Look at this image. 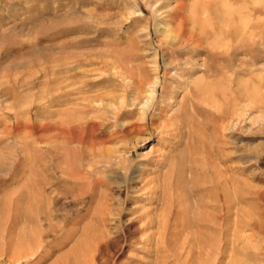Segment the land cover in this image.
I'll use <instances>...</instances> for the list:
<instances>
[{
  "label": "rangeland",
  "instance_id": "obj_1",
  "mask_svg": "<svg viewBox=\"0 0 264 264\" xmlns=\"http://www.w3.org/2000/svg\"><path fill=\"white\" fill-rule=\"evenodd\" d=\"M177 1L0 0V264H264V0Z\"/></svg>",
  "mask_w": 264,
  "mask_h": 264
},
{
  "label": "bare ground",
  "instance_id": "obj_2",
  "mask_svg": "<svg viewBox=\"0 0 264 264\" xmlns=\"http://www.w3.org/2000/svg\"><path fill=\"white\" fill-rule=\"evenodd\" d=\"M214 1V0H213ZM212 1L211 0H198V1H196V0H194L193 2H190V1H188V0H178L176 3H169L168 4V6H170L171 8H175V7H182V6H186V5H190V6H196V5H199V6H202V5H204V6H208L210 3H211ZM216 2V1H215ZM222 3V2H221ZM221 3H220V5H221ZM214 6H215V3H214ZM222 6V5H221ZM213 7V6H212ZM155 8V7H154ZM205 8V7H204ZM208 7H206V9H207ZM210 8H211V6H210ZM209 8V9H210ZM195 11H196V9H195ZM168 12V11H167ZM173 12V11H172ZM197 12V11H196ZM225 12V11H224ZM169 13V12H168ZM204 13V12H203ZM232 13V12H231ZM230 13V14H231ZM158 14H159V12H158ZM181 14V13H180ZM197 14V13H196ZM165 15V14H164ZM187 15V14H186ZM198 15V14H197ZM197 15H196V17H197ZM181 16V15H180ZM220 16V15H219ZM230 17L232 16V15H229ZM188 18L190 17V16H187ZM187 17H185V16H182V17H180L181 18V20H180V18H179V23H178V25L176 26V27H172V28H170V27H167L165 24H159V25H157L156 26V31L158 32V33H160L161 35H163V37H164V41L165 42H167V43H175V42H177V43H180V44H189V43H193V42H195V40H196V38H195V33H194V29L192 30V31H189V30H191L192 28H190L189 30H186V28L185 27H188V26H186V23L188 22V21H190L191 22V20H188V21H186V19H187ZM229 17V18H230ZM237 17V16H236ZM191 18H193V16L191 17ZM226 18V17H225ZM195 19V21H196V18H194ZM231 19V18H230ZM235 19V18H234ZM226 20H228V16H227V19ZM193 21V20H192ZM220 21H221V19H220ZM229 21V20H228ZM232 21V20H231ZM177 22V21H176ZM193 23V25H194V23L195 22H192ZM223 23V22H222ZM228 23V22H227ZM231 23V22H230ZM177 24V23H176ZM199 24V23H198ZM219 24H221L220 22H219ZM232 24V23H231ZM235 24V23H234ZM238 24V23H237ZM190 25V24H189ZM197 25V24H196ZM222 25V24H221ZM226 25V24H225ZM228 26V25H227ZM246 26V25H245ZM253 26V25H252ZM190 27V26H189ZM188 27V28H189ZM192 27V26H191ZM236 27H238L237 25H236ZM240 27V26H239ZM254 27V26H253ZM256 27V26H255ZM258 27V26H257ZM198 29H199V27H197ZM202 28V27H201ZM213 28V27H212ZM246 28V27H245ZM218 29V28H217ZM247 29V28H246ZM214 30V29H213ZM221 30V29H220ZM234 30V29H233ZM208 32L210 31V30H207ZM212 31V30H211ZM216 31V30H215ZM214 31V32H215ZM230 31V30H229ZM248 31H249V29H248ZM247 31V32H248ZM196 32V31H195ZM204 32V31H203ZM203 32H201L202 34H203ZM218 32H220V31H218ZM221 32H222V30H221ZM196 33H198V32H196ZM210 33V32H209ZM225 33V32H224ZM246 33V32H245ZM243 34V33H242ZM200 35V34H199ZM229 35H231V34H229ZM247 35H249L248 33H247ZM257 35V34H256ZM198 36V34L196 35V37ZM201 36V35H200ZM204 36H205V34H204ZM234 36V35H233ZM251 36H252V34H251ZM233 38V37H232ZM231 38V39H232ZM253 38V37H252ZM235 40V39H234ZM198 41V40H197ZM200 41V40H199ZM199 41H198V43H199ZM199 44H201V42L199 43ZM191 45V44H190ZM188 46V45H187ZM191 47V46H190ZM195 47V46H194ZM196 47H198V46H196ZM188 48V47H187ZM186 49V47H184V50ZM240 50V49H239ZM238 51V50H237ZM211 53V52H210ZM163 56V55H162ZM180 57V56H179ZM184 57V56H183ZM188 57H189V55H188ZM205 57V56H204ZM169 58V57H168ZM182 58V57H181ZM215 58V57H214ZM170 59V58H169ZM184 59H185V57H184ZM187 59V58H186ZM185 59V60H186ZM223 59H225V58H223ZM167 59L165 58V62H169V61H166ZM171 60V59H170ZM177 60V59H176ZM181 60V59H180ZM188 60V59H187ZM192 60V59H191ZM190 60V61H191ZM196 60V59H195ZM79 61V60H78ZM87 61V60H86ZM178 61H179V59H178ZM193 61V60H192ZM85 62V61H84ZM183 62V61H182ZM208 62V61H207ZM82 63V62H81ZM159 63V62H158ZM157 63V64H158ZM188 63V62H187ZM196 63V62H195ZM208 63H210V62H208ZM82 64H84V63H82ZM102 64V63H101ZM175 64V63H174ZM177 64V63H176ZM175 64V65H176ZM192 64V63H191ZM197 64V63H196ZM204 64V63H203ZM206 64V63H205ZM205 64H204V66H205ZM108 65V64H107ZM112 66V65H111ZM192 66V65H191ZM217 66V65H216ZM113 68V67H112ZM182 68V67H181ZM204 67H202V69H203ZM216 69V68H215ZM106 70H107V68H106ZM113 70V69H112ZM111 70V71H112ZM183 70V69H182ZM187 70V69H186ZM212 71V70H211ZM183 72V71H182ZM119 73V72H118ZM159 73V72H158ZM208 73V72H207ZM214 73V72H213ZM121 74V73H120ZM73 76V75H72ZM124 76V75H123ZM127 76V75H126ZM127 78V77H126ZM128 79V78H127ZM127 79L125 80L126 82H127ZM140 80H141V78H140ZM145 80V79H144ZM150 80V79H149ZM196 80V79H195ZM186 81H187V79H186ZM130 82V81H129ZM128 82V83H129ZM141 82V81H140ZM140 82L138 83V84H140ZM198 82V81H197ZM199 82H200V80H199ZM209 83V82H208ZM207 83V84H208ZM144 84V83H143ZM148 87H149V91H148V94H147V98L144 100V102L142 103V112H143V114H144V117H143V119H146L147 118V111H148V109H149V107H150V105H152V103H153V101H154V98H155V96H156V92H157V88H158V86L160 85V77H159V75L158 76H156L153 80H151L150 82H148ZM203 84V83H202ZM206 84V83H205ZM142 85V84H141ZM87 86V85H86ZM143 86V85H142ZM188 86V85H187ZM208 87H209V85H208ZM83 88V87H82ZM137 89H138V87H137ZM198 89V88H197ZM67 92H65V93H63V94H66ZM93 96V95H92ZM88 97V96H87ZM133 98V97H132ZM116 99H117V97H116ZM114 100H115V98H114ZM116 101V100H115ZM135 101V100H134ZM94 102V101H93ZM97 102V101H96ZM108 102V101H107ZM112 103V102H111ZM119 105H121V104H123L124 103V100L123 99H120L119 100ZM133 103V102H132ZM134 103H136V102H134ZM87 104H89V103H87ZM101 104V103H100ZM103 104H105L104 102H103ZM113 104V103H112ZM106 105V104H105ZM107 106H109V104H107ZM115 108V107H114ZM115 110V109H114ZM150 110V109H149ZM124 111V110H123ZM68 123H66L65 125H67ZM69 125V124H68ZM73 129V128H72ZM71 131V130H70ZM38 186V185H37ZM39 188V187H38ZM37 190V189H36ZM40 191V190H39ZM37 192V191H36ZM51 197V196H50ZM42 201V200H41ZM41 203V202H40ZM42 203H43V201H42ZM39 203H37V205H38ZM47 204V203H46ZM51 204V203H50ZM29 205V204H28ZM49 205V204H48ZM47 205V206H48ZM38 207V206H37ZM43 207V206H42ZM34 211H36V210H34ZM43 213H44V211H43ZM40 216V215H39ZM43 216V215H42ZM40 219V218H39ZM38 220V219H37ZM39 221V220H38ZM45 221V220H44ZM41 222V221H40ZM222 222V221H221ZM222 227H223V225L222 224H220ZM220 228V227H219ZM222 229V228H221ZM39 230V229H38ZM37 230V231H38ZM41 230V229H40ZM223 230V229H222ZM30 233V232H29ZM32 233V232H31ZM30 233V234H31ZM41 233V232H40ZM46 233V232H45ZM39 235V234H38ZM195 236V235H194ZM29 237V236H28ZM189 237V236H188ZM98 237H96V239H97ZM95 239V240H96ZM186 239V238H185ZM193 239H195V238H193ZM192 239V240H193ZM28 241H29V239H28ZM188 241V240H187ZM195 241V240H194ZM23 242V241H22ZM39 242V241H38ZM42 242V241H41ZM190 242H191V240H190ZM44 243H45V241H44ZM100 243V242H99ZM187 243H189V242H187ZM192 243V242H191ZM190 243V244H191ZM212 243V242H211ZM38 244H40V243H38ZM41 246H42V244H40ZM45 245V244H44ZM186 245V244H185ZM219 245H221V244H219ZM30 246V248H31V245H29ZM38 246V245H37ZM203 246H204V244H203ZM216 246V248H217V246L218 245H215ZM35 247V246H34ZM38 247H40V246H38ZM188 247V246H187ZM194 247H195V245H194ZM224 247V246H223ZM30 248L28 247V249L30 250ZM41 248V247H40ZM198 247H195V249H197ZM207 248H209V247H207ZM225 248V247H224ZM38 249V248H37ZM200 249H202V247L201 248H199V250ZM220 249V248H219ZM261 249V248H260ZM187 250V249H186ZM214 250H216V249H214ZM247 249L245 248L243 251H242V253L244 252V251H246ZM259 250V249H258ZM258 250H255L254 249V252L256 251L257 253H260L262 256L264 255V248H262L260 251H258ZM25 250H19L18 252H16L14 255H13V259L11 260V263H13V264H17V263H19V261H20V259H22V258H26L27 256H29V255H27V253H25L24 252ZM188 251V250H187ZM186 251V252H187ZM192 251V250H191ZM198 251V250H197ZM196 251V252H197ZM216 251H218V250H216ZM221 251H223V250H221ZM220 251V253L222 254V252ZM225 251V250H224ZM199 252V251H198ZM208 252V251H207ZM211 252V251H210ZM227 253H228V251H226ZM255 252V253H256ZM29 253V252H28ZM219 253V252H218ZM32 254V252L30 253V255ZM33 254H34V251H33ZM41 254V253H40ZM224 254V256L223 257H225V254L226 253H223ZM249 252L248 251H246V253H244V258H243V260H244V262H245V264H250V260H252L251 259V257H250V255L251 254H249ZM38 255V254H37ZM42 255V254H41ZM204 255V254H203ZM213 255H215V254H213ZM213 255H211V256H213ZM234 255H235V252H230L229 253V259L226 261V263L225 264H238V263H241V260H238V259H240V257L238 258V259H235L234 258ZM238 255V254H237ZM32 256V255H31ZM34 256V255H33ZM38 256H40V255H38ZM46 256V255H45ZM94 257V256H93ZM178 257V256H177ZM186 257H187V255H186ZM214 257V256H213ZM29 258V257H28ZM27 258V259H28ZM38 258V257H37ZM40 258H42V256L40 257ZM39 258V259H40ZM84 258V257H83ZM179 258V257H178ZM210 258V257H209ZM217 258V257H216ZM216 258H213V260L211 259V261H210V263H208V264H222L221 263V261H220V259H218V260H216ZM226 258H225V260H226ZM192 259V258H191ZM42 260V259H41ZM40 260V261H41ZM71 260V259H70ZM224 260V261H225ZM88 261V260H87ZM187 261V260H186ZM189 261H191V260H189ZM194 261V260H193ZM21 262V261H20ZM86 262V261H85ZM72 263V262H71ZM100 263V262H99ZM184 263H185V261H184ZM95 264H96V262H95ZM186 264V263H185ZM189 264H207V263H205V262H194V263H189ZM255 264H257V263H255ZM258 264H260L259 262H258Z\"/></svg>",
  "mask_w": 264,
  "mask_h": 264
}]
</instances>
